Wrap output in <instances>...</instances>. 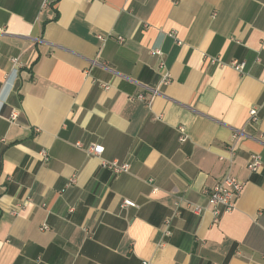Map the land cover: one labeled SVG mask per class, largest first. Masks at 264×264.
I'll list each match as a JSON object with an SVG mask.
<instances>
[{
  "label": "crops",
  "instance_id": "obj_1",
  "mask_svg": "<svg viewBox=\"0 0 264 264\" xmlns=\"http://www.w3.org/2000/svg\"><path fill=\"white\" fill-rule=\"evenodd\" d=\"M0 264H264V0H0Z\"/></svg>",
  "mask_w": 264,
  "mask_h": 264
},
{
  "label": "built area",
  "instance_id": "obj_2",
  "mask_svg": "<svg viewBox=\"0 0 264 264\" xmlns=\"http://www.w3.org/2000/svg\"><path fill=\"white\" fill-rule=\"evenodd\" d=\"M121 40H123L122 37H120ZM153 52L157 55L163 54L162 50L160 48H155ZM210 60L213 64L217 65H230L234 69H236L239 72H243L246 66V62L244 60L240 59H233L229 62L224 61L221 57H210ZM14 63H19L18 58L13 59ZM159 70L161 74V81L160 85H167L171 82V70L170 67L165 59H160L159 62ZM108 87V85H106ZM150 94H144V93H139L135 98L140 99L142 101H146L148 103L152 102V99L160 93V87H153L149 88ZM19 110L17 108H13L11 111L10 115V120L11 121H16L19 117ZM250 114V119L253 122H258L260 120V116L258 113V108L257 107H251L249 110ZM243 136V130L242 129H235L234 132V140L235 143L232 144L231 148L233 150L236 149L238 141ZM182 139H186L185 136L182 137ZM78 146H83L82 142H77L76 143ZM104 146L101 144H91L88 147V153L93 156H99L103 153L104 151ZM41 154L43 155L45 160L50 159L49 152L44 149L42 150ZM104 165L111 169L115 173H121V172H126L130 170V163L128 162H120L119 160H112V161H105ZM263 161L262 157L259 154H252L249 161H248V168L251 172H257L259 169L262 167ZM75 179L72 180L74 182ZM245 186V181L239 179L236 176L227 174L219 183H217L214 187L205 189V193L208 197V205H199V204H190L192 207L193 211H195L198 214L203 213L207 209H211L213 216H214V221H219L220 216L223 213L227 212H232L233 210L236 209L237 206V200L239 196L242 193V190ZM26 203L21 204L20 206L23 207L25 206ZM123 207L127 206H136V203L128 198H125L122 203ZM73 210V209H72ZM18 208H15L12 210L13 214L18 213ZM170 224H171V218L167 219L165 222L166 229H165V234L169 235L171 233L170 230ZM47 226H43V229H47Z\"/></svg>",
  "mask_w": 264,
  "mask_h": 264
}]
</instances>
